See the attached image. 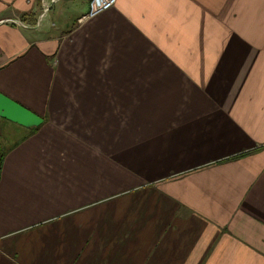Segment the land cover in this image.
Instances as JSON below:
<instances>
[{
  "label": "crops",
  "instance_id": "0c3cea01",
  "mask_svg": "<svg viewBox=\"0 0 264 264\" xmlns=\"http://www.w3.org/2000/svg\"><path fill=\"white\" fill-rule=\"evenodd\" d=\"M62 1L0 0V93L43 119L0 118V264H264V12Z\"/></svg>",
  "mask_w": 264,
  "mask_h": 264
},
{
  "label": "rangeland",
  "instance_id": "374dc122",
  "mask_svg": "<svg viewBox=\"0 0 264 264\" xmlns=\"http://www.w3.org/2000/svg\"><path fill=\"white\" fill-rule=\"evenodd\" d=\"M87 2H88V8L86 14L83 17H81V19H79L78 22H80L82 19L88 20L95 18L99 14L109 11L115 6L117 0L109 8L93 16L89 15L90 11H92L91 10L92 6L90 7L91 0H88ZM63 3L64 1L62 0H39V7H38L39 10H37V15L24 19L22 22L18 20L16 22L18 23V25H20L23 28L26 27L34 28L41 23V24H47L50 29L54 30L56 26L57 27L60 26L61 20H57V15L53 14L52 11L54 12L55 7L57 8V6H59L57 11H59V8L60 10L66 8L67 7L66 3L64 5ZM77 4L79 5V2ZM204 7L205 6H203V29H210L211 26H214L213 28H222L224 30L226 28L230 29L233 27L248 28L252 26L251 22H253V20H251V18H253L254 12H259V13L264 12V0H234V4L232 3V0H221V1L219 0V4L217 5L218 11L216 17L213 16L209 11L204 10ZM205 8H207L208 10L210 9L209 7H205ZM70 15L71 13H66L64 19L68 18V16ZM65 23H68L69 28L74 26L72 20L71 19L69 20V18L65 20ZM233 23H235V25H233ZM7 129L8 128L5 127L6 131ZM7 132L10 134L9 131ZM4 137L7 138L6 141H9V136H4Z\"/></svg>",
  "mask_w": 264,
  "mask_h": 264
},
{
  "label": "water",
  "instance_id": "95a60500",
  "mask_svg": "<svg viewBox=\"0 0 264 264\" xmlns=\"http://www.w3.org/2000/svg\"><path fill=\"white\" fill-rule=\"evenodd\" d=\"M0 118L25 128L37 127L41 117L0 93Z\"/></svg>",
  "mask_w": 264,
  "mask_h": 264
},
{
  "label": "built area",
  "instance_id": "2783aa9c",
  "mask_svg": "<svg viewBox=\"0 0 264 264\" xmlns=\"http://www.w3.org/2000/svg\"><path fill=\"white\" fill-rule=\"evenodd\" d=\"M116 0H91V10L90 16L96 15L97 13L104 11L109 8L112 4L115 3Z\"/></svg>",
  "mask_w": 264,
  "mask_h": 264
},
{
  "label": "trees",
  "instance_id": "16d2710c",
  "mask_svg": "<svg viewBox=\"0 0 264 264\" xmlns=\"http://www.w3.org/2000/svg\"><path fill=\"white\" fill-rule=\"evenodd\" d=\"M6 155H7V149L3 145V142H2L1 137H0V171L2 169L3 161H4V158Z\"/></svg>",
  "mask_w": 264,
  "mask_h": 264
},
{
  "label": "bare ground",
  "instance_id": "6f19581e",
  "mask_svg": "<svg viewBox=\"0 0 264 264\" xmlns=\"http://www.w3.org/2000/svg\"><path fill=\"white\" fill-rule=\"evenodd\" d=\"M42 119V118H41Z\"/></svg>",
  "mask_w": 264,
  "mask_h": 264
}]
</instances>
